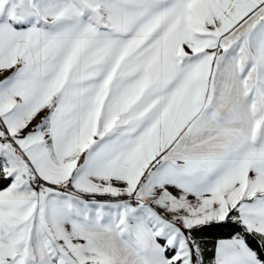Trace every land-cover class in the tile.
Returning a JSON list of instances; mask_svg holds the SVG:
<instances>
[{"label":"snow or ice","instance_id":"obj_1","mask_svg":"<svg viewBox=\"0 0 264 264\" xmlns=\"http://www.w3.org/2000/svg\"><path fill=\"white\" fill-rule=\"evenodd\" d=\"M0 264H264V0H0Z\"/></svg>","mask_w":264,"mask_h":264}]
</instances>
